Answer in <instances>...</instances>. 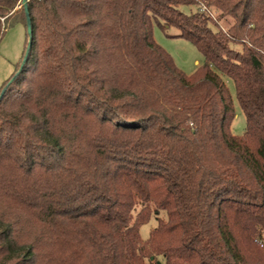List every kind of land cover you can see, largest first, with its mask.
<instances>
[{
    "label": "trees",
    "instance_id": "1",
    "mask_svg": "<svg viewBox=\"0 0 264 264\" xmlns=\"http://www.w3.org/2000/svg\"><path fill=\"white\" fill-rule=\"evenodd\" d=\"M21 3L0 0V42L30 26L0 86V264H264V0Z\"/></svg>",
    "mask_w": 264,
    "mask_h": 264
},
{
    "label": "rangeland",
    "instance_id": "2",
    "mask_svg": "<svg viewBox=\"0 0 264 264\" xmlns=\"http://www.w3.org/2000/svg\"><path fill=\"white\" fill-rule=\"evenodd\" d=\"M20 5L17 7L19 8ZM183 11L189 13L196 10V6L182 7ZM206 10L213 20H217V13L213 10H207L201 6V10ZM232 23V19L225 22L220 20V27L222 30L228 29V24ZM174 28L163 30L156 23L153 25V38L157 44L164 48L173 58L176 65L186 74L194 73L198 67L203 63L204 58L196 47L188 40L180 37H170L168 33H174ZM26 43V29L22 24H14L9 27L0 42V86L15 70L17 63H19ZM234 48L240 50V45H233ZM225 82L229 93L232 97L234 118L231 122V132L235 135H240L245 129V117L236 99L235 87L228 77L221 75ZM155 226V218L151 217L145 224L140 227V236L146 239L150 230ZM162 261L161 257H158Z\"/></svg>",
    "mask_w": 264,
    "mask_h": 264
},
{
    "label": "water",
    "instance_id": "3",
    "mask_svg": "<svg viewBox=\"0 0 264 264\" xmlns=\"http://www.w3.org/2000/svg\"><path fill=\"white\" fill-rule=\"evenodd\" d=\"M26 1L27 0H22V3H21V5L24 6L25 10H26ZM26 16H27V30H26V32L29 34V32H30V26H29V21H28V15H27V13H26ZM29 43H30V40L28 39V45H29Z\"/></svg>",
    "mask_w": 264,
    "mask_h": 264
}]
</instances>
